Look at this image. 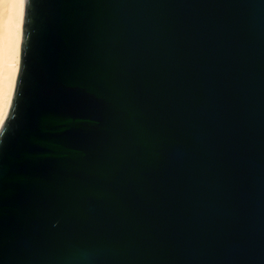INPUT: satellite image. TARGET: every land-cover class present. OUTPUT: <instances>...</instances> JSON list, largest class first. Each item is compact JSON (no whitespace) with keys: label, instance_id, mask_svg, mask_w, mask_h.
Here are the masks:
<instances>
[{"label":"water","instance_id":"95a60500","mask_svg":"<svg viewBox=\"0 0 264 264\" xmlns=\"http://www.w3.org/2000/svg\"><path fill=\"white\" fill-rule=\"evenodd\" d=\"M0 264H264V0H22Z\"/></svg>","mask_w":264,"mask_h":264},{"label":"bare ground","instance_id":"6f19581e","mask_svg":"<svg viewBox=\"0 0 264 264\" xmlns=\"http://www.w3.org/2000/svg\"><path fill=\"white\" fill-rule=\"evenodd\" d=\"M22 0H0V108L13 93L21 38Z\"/></svg>","mask_w":264,"mask_h":264},{"label":"snow or ice","instance_id":"6c2138e0","mask_svg":"<svg viewBox=\"0 0 264 264\" xmlns=\"http://www.w3.org/2000/svg\"><path fill=\"white\" fill-rule=\"evenodd\" d=\"M9 109L10 105L0 108V127H3L5 121L7 120Z\"/></svg>","mask_w":264,"mask_h":264}]
</instances>
